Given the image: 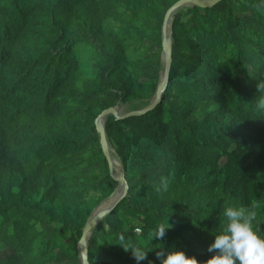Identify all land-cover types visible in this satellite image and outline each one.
<instances>
[{"label": "trees", "instance_id": "16d2710c", "mask_svg": "<svg viewBox=\"0 0 264 264\" xmlns=\"http://www.w3.org/2000/svg\"><path fill=\"white\" fill-rule=\"evenodd\" d=\"M176 1L0 0V264H81L83 228L118 187L95 120L152 101ZM172 23L161 101L105 121L129 191L94 228L90 264H136L121 243L140 264L160 249L203 264L224 210L251 203L264 238V0L183 6Z\"/></svg>", "mask_w": 264, "mask_h": 264}, {"label": "clouds", "instance_id": "9594fccd", "mask_svg": "<svg viewBox=\"0 0 264 264\" xmlns=\"http://www.w3.org/2000/svg\"><path fill=\"white\" fill-rule=\"evenodd\" d=\"M258 91H264V84H257ZM256 107L264 110V96L257 99ZM169 179L161 177L156 191H167ZM257 204L251 203L248 207H228L224 210L225 222L222 230L215 234V240L210 244L208 251L214 253L203 264H264V238L254 229L257 220ZM169 228V227H168ZM158 226L151 232L153 239H163L168 229ZM123 239V238H121ZM127 252L131 250L136 264L147 259V252L140 247L119 244ZM156 257L161 264H201L195 257L188 256L184 251L160 249Z\"/></svg>", "mask_w": 264, "mask_h": 264}, {"label": "water", "instance_id": "95a60500", "mask_svg": "<svg viewBox=\"0 0 264 264\" xmlns=\"http://www.w3.org/2000/svg\"><path fill=\"white\" fill-rule=\"evenodd\" d=\"M220 0H178L176 1L166 12L164 23H163V52H162V61H163V70L161 73L160 81L155 92V95L152 101L143 108L132 109L125 113L120 111V104L111 106L104 109L99 113L95 122L97 129L101 136V144L105 156L107 157L112 176L118 181V187L113 191L110 196L106 199L110 200V203L101 208L94 210L90 218L88 219L85 227L83 228V233L78 241L80 263L81 264H90L89 261V238L100 220L108 214L112 209L124 198L127 196L129 191V182L125 175V169L121 166V162L118 156L114 153V149L109 143L106 134L105 121L108 115L113 114L117 119L125 118L134 115L145 114L148 111L154 109L158 103L161 101L163 93L165 92L170 76L171 64H172V50H173V16L176 11L188 5H197L200 7H210ZM120 162V166H119Z\"/></svg>", "mask_w": 264, "mask_h": 264}, {"label": "rangeland", "instance_id": "374dc122", "mask_svg": "<svg viewBox=\"0 0 264 264\" xmlns=\"http://www.w3.org/2000/svg\"><path fill=\"white\" fill-rule=\"evenodd\" d=\"M130 109H129V107H128V104H126V103H121L120 104V111L121 112H123V113H125V112H127V111H129ZM119 166H120V162H119ZM110 203V200H105L98 208H101L102 206L103 207H105V206H107L108 204ZM10 250L9 249H3V250H1L0 251V255L2 256V257H4L5 255H7V253L9 252Z\"/></svg>", "mask_w": 264, "mask_h": 264}, {"label": "built area", "instance_id": "2783aa9c", "mask_svg": "<svg viewBox=\"0 0 264 264\" xmlns=\"http://www.w3.org/2000/svg\"><path fill=\"white\" fill-rule=\"evenodd\" d=\"M137 230V232H140L141 230L138 228V229H136Z\"/></svg>", "mask_w": 264, "mask_h": 264}]
</instances>
